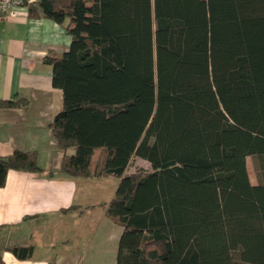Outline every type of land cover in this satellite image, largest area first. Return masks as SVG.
<instances>
[{
    "label": "trees",
    "instance_id": "16d2710c",
    "mask_svg": "<svg viewBox=\"0 0 264 264\" xmlns=\"http://www.w3.org/2000/svg\"><path fill=\"white\" fill-rule=\"evenodd\" d=\"M27 7L71 37L45 58L63 93L49 127L74 149L62 173L119 179L106 210L123 228L116 264H264V0ZM135 157L152 170L128 172ZM10 170L42 172L34 152L0 156V188Z\"/></svg>",
    "mask_w": 264,
    "mask_h": 264
},
{
    "label": "crops",
    "instance_id": "0c3cea01",
    "mask_svg": "<svg viewBox=\"0 0 264 264\" xmlns=\"http://www.w3.org/2000/svg\"><path fill=\"white\" fill-rule=\"evenodd\" d=\"M70 44L65 25L44 17L0 23V156L34 152L42 169L40 173L10 170L0 188L4 264L117 261L123 228L106 216V210L119 179L62 173L63 158L74 149H59L49 127L62 110L63 93L53 86L52 67L45 58L62 57ZM9 101L20 105L3 106ZM15 247H33V254L21 260L12 253Z\"/></svg>",
    "mask_w": 264,
    "mask_h": 264
},
{
    "label": "built area",
    "instance_id": "2783aa9c",
    "mask_svg": "<svg viewBox=\"0 0 264 264\" xmlns=\"http://www.w3.org/2000/svg\"><path fill=\"white\" fill-rule=\"evenodd\" d=\"M38 0H0V23L28 16V5Z\"/></svg>",
    "mask_w": 264,
    "mask_h": 264
},
{
    "label": "rangeland",
    "instance_id": "374dc122",
    "mask_svg": "<svg viewBox=\"0 0 264 264\" xmlns=\"http://www.w3.org/2000/svg\"><path fill=\"white\" fill-rule=\"evenodd\" d=\"M247 168H248V172H249L251 182L255 185L258 184L259 175H258L257 170H256L255 161L253 160L252 157L247 158ZM151 170H152L151 165L147 161H145L141 158H136V157L132 160V162L128 168V172H137V171L150 172ZM114 179H116V178H114ZM116 183H117V181H116Z\"/></svg>",
    "mask_w": 264,
    "mask_h": 264
}]
</instances>
